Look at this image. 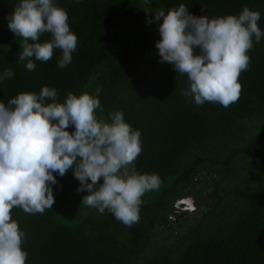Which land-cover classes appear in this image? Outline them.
Segmentation results:
<instances>
[{"label": "trees", "instance_id": "1", "mask_svg": "<svg viewBox=\"0 0 264 264\" xmlns=\"http://www.w3.org/2000/svg\"><path fill=\"white\" fill-rule=\"evenodd\" d=\"M55 2L78 37L72 62L59 67L62 52L56 49L51 60H34L36 68L29 71L26 62H17L20 38L3 20L19 0H0V74L8 68L15 73L0 81V102L20 92L39 93L45 85L57 90L59 102L69 92L100 87L103 112L97 116L110 123L109 114L124 113L142 134L135 169L158 174L162 185L142 197L139 222L127 227L107 210L100 214L81 205L87 192H77L80 182L71 170L54 174L53 209L11 212L26 234V264H264V37L248 53L251 64L239 77L238 102L198 106L182 95L187 77L160 62L155 44L162 20H154L155 11L167 13L180 4L209 18L248 7L260 12L264 31V0ZM50 39L45 33L40 42ZM189 195L197 196L199 209L177 222L175 202Z\"/></svg>", "mask_w": 264, "mask_h": 264}, {"label": "clouds", "instance_id": "2", "mask_svg": "<svg viewBox=\"0 0 264 264\" xmlns=\"http://www.w3.org/2000/svg\"><path fill=\"white\" fill-rule=\"evenodd\" d=\"M7 19L8 29L20 38L17 62H26L27 70H35L34 60H51L56 49L62 52L59 67L72 62L78 37L55 0H19ZM260 19V12L248 7L238 15L214 18L196 16L184 4L167 13L155 11L154 20H162L155 47L161 63L187 77L182 95L193 97L198 106L208 102L228 108L238 102L239 77L251 64L248 53L264 37ZM45 33L51 39L40 42ZM14 75L8 68L0 81ZM101 90L69 92L59 102L57 90L45 85L39 93L20 92L7 104L0 102V264H26V234L11 212L20 208L35 215L53 209L54 174L63 177L71 170L80 182L77 192H87L81 205L100 214L107 210L127 227L139 222L142 197L160 189L158 174H141L134 167L142 152L141 132L125 121L122 111L109 114L110 123L97 116L103 112Z\"/></svg>", "mask_w": 264, "mask_h": 264}, {"label": "flooded vegetation", "instance_id": "3", "mask_svg": "<svg viewBox=\"0 0 264 264\" xmlns=\"http://www.w3.org/2000/svg\"><path fill=\"white\" fill-rule=\"evenodd\" d=\"M194 199L193 202H191L190 204L186 203L188 202L189 200L191 199ZM182 201H184V205L182 207H180L181 211H180V215L183 213L184 215H187V214H190V213H193L194 210L196 209H199L197 206H199L198 204V200H197V196H194V195H189L187 196L186 198H182L181 199ZM183 208H185V211L182 210ZM182 215V216H184ZM176 220V219H175Z\"/></svg>", "mask_w": 264, "mask_h": 264}, {"label": "rangeland", "instance_id": "4", "mask_svg": "<svg viewBox=\"0 0 264 264\" xmlns=\"http://www.w3.org/2000/svg\"><path fill=\"white\" fill-rule=\"evenodd\" d=\"M3 20H6V21L8 22V19H7V18H6V19H3ZM180 204H181L180 207H182V206L184 205V201L179 200V201L175 202V205H174V206H175L177 209L174 211V213H173V215H172V218H173V219H176L177 222H179V220L182 219V215H184L183 213H182L181 215L179 214L180 211H181V209H180V207H178V206H179ZM182 210L185 211V208H183ZM197 210H198V209L194 210V211H193V214H194L195 212H197Z\"/></svg>", "mask_w": 264, "mask_h": 264}, {"label": "water", "instance_id": "5", "mask_svg": "<svg viewBox=\"0 0 264 264\" xmlns=\"http://www.w3.org/2000/svg\"><path fill=\"white\" fill-rule=\"evenodd\" d=\"M194 201V199L192 198L191 200H189L188 202H186V203H188V204H190L191 202H193ZM181 206V204L178 206V207H180ZM177 208L175 207V210H176Z\"/></svg>", "mask_w": 264, "mask_h": 264}]
</instances>
